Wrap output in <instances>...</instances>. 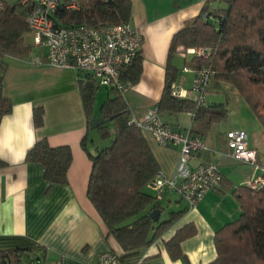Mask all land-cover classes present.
Masks as SVG:
<instances>
[{"label":"crops","instance_id":"crops-1","mask_svg":"<svg viewBox=\"0 0 264 264\" xmlns=\"http://www.w3.org/2000/svg\"><path fill=\"white\" fill-rule=\"evenodd\" d=\"M131 1L130 22L143 34L139 48L142 71L138 81L127 86L123 97L131 114L141 117L160 99L173 34L200 11L204 0ZM213 4L211 8L216 7ZM181 52L172 57L175 65L179 58L185 59ZM6 60L3 94L11 100L12 111L0 121V249L40 248L33 257L22 256L25 264H97L101 252L112 250L122 254V248L108 234L86 195L91 161L81 140L86 135L87 148L95 152L100 147L96 140L100 136L98 131L92 136V130H88L80 95V73L72 66L46 63L41 48L38 52L32 50L25 59L9 56ZM192 78L191 71L181 70L175 82L189 89ZM102 87L108 96L109 87L106 86L97 87V93ZM100 104L96 108L95 100V114H98ZM36 106L44 110L40 127L33 123V108ZM160 116L172 128L199 131L196 135L202 138L205 148L193 155L191 166L213 162L234 187L245 184L254 172L259 173L250 163L222 154L226 150L225 132L243 129L248 135V145L256 150L259 161H262L264 146L251 139L248 128L240 125L219 128L214 123L200 135L202 129L193 123L187 111L164 112ZM141 131L156 158L159 172L172 176L180 146L160 145L148 130ZM41 138H46L51 146L70 147L72 160L67 183L48 182L41 164L26 161L27 150ZM222 187L208 191L188 208L177 193L167 191L161 200L160 219L167 218L170 211L186 209L159 238L140 250V257L133 264H207L212 261L216 256L215 231L236 219L241 211L232 189L222 190ZM189 222L196 226V233L181 242L183 257L171 259L164 241Z\"/></svg>","mask_w":264,"mask_h":264},{"label":"trees","instance_id":"trees-1","mask_svg":"<svg viewBox=\"0 0 264 264\" xmlns=\"http://www.w3.org/2000/svg\"><path fill=\"white\" fill-rule=\"evenodd\" d=\"M71 1H75L78 8L59 6L53 16L55 23L97 27L128 22L131 18V0H64ZM215 2L216 7L211 8ZM31 8V4L21 3V0L13 3L0 0V121L12 111L11 100L3 94L6 59L9 56L25 59L33 50L32 45L24 42L25 35L30 32L27 17ZM198 46L211 47V57L193 55L184 59V65L196 69L208 66L214 72L213 81L233 86L259 119L264 132V0H204L200 11L172 36L163 89L156 106L160 114L192 110L193 123L202 129V135L226 116L223 103L196 107L191 100L170 94V85L179 74L172 57ZM141 71L142 55L138 50L133 62L122 70L121 79L127 85L134 84ZM79 85L88 130L93 117L111 118L94 129L101 139L111 138L109 144L91 152L87 148V136L81 140L91 161L86 195L108 234L122 248L121 263L133 264L140 257V250L159 238L186 208L170 211L165 219H151L150 211L162 208L161 200L155 198L149 186L159 166L141 129L130 121L132 114L123 94L116 88H109L108 96L95 114L98 87L95 80L88 75L80 76ZM43 113L41 106L33 108L36 127L43 124ZM190 130L192 134L199 132L195 128ZM25 159L41 164L48 182L67 183L72 160L69 146H51L46 138H41L27 150ZM259 162L264 166V158ZM220 185L222 190L232 189L241 211L236 219L215 231L216 256L207 264H264V186L252 187L245 183L234 187L224 177ZM195 233L196 226L192 222L176 229L164 241L169 257H183L180 244ZM38 250L40 248L0 249V264H23L22 256L33 257Z\"/></svg>","mask_w":264,"mask_h":264},{"label":"built area","instance_id":"built-area-1","mask_svg":"<svg viewBox=\"0 0 264 264\" xmlns=\"http://www.w3.org/2000/svg\"><path fill=\"white\" fill-rule=\"evenodd\" d=\"M31 4L27 24L33 44L44 50L45 62L54 66H72L80 76L88 75L97 86L113 87L122 94L127 84L121 79L122 70L133 62L139 50L143 34L141 29L130 21L119 24L62 25L54 22L57 8H78L75 1L64 0H21ZM182 57L201 56L210 58L212 48L198 46L181 52ZM183 72L191 71L193 78L189 89L181 87L175 81L170 85V94L194 102L196 107L206 106V96L213 81V70L208 67H182ZM191 116L193 111H187ZM132 123L140 129L148 130L154 139L163 146H180V154L175 172L165 176L158 172L149 186L157 200H162L167 191L177 193L188 207H193L208 191L220 186L223 178L218 166L213 163L189 164L195 153L205 148L202 138L192 134L190 128H172L166 124L158 111L152 106L141 116H131ZM225 157L250 163L258 174L246 181L252 187L264 186V166L257 158V152L248 145V135L243 129H229L225 132ZM36 264V263H31ZM97 264H122L119 254L106 250L98 256Z\"/></svg>","mask_w":264,"mask_h":264},{"label":"rangeland","instance_id":"rangeland-1","mask_svg":"<svg viewBox=\"0 0 264 264\" xmlns=\"http://www.w3.org/2000/svg\"><path fill=\"white\" fill-rule=\"evenodd\" d=\"M8 3H13L12 1L15 0H7ZM213 5H217L215 2ZM24 42L26 44L32 45L34 52H38L39 48L33 44L32 35L28 32L25 35ZM189 56L188 58H190ZM177 65L179 67V72H181L182 67L184 65L183 60L179 58L177 60ZM222 83L221 86L218 84ZM209 94L206 96V102L208 103H223L226 108V116L221 121L217 122V127L222 128L225 126H229L231 128L235 126H243L249 129L251 139L258 140L264 146V132L261 131V123L259 119H257L256 115L251 111L247 102L244 98L240 95V93L231 85L224 83V82H215L212 81V84L209 89ZM107 94L105 92V88L102 87L99 92L97 93L96 97V108L98 105L104 101ZM216 127V128H217ZM215 126L213 127V129ZM92 136L96 134V130L91 131ZM96 136V135H95ZM97 143L100 146H104L110 143L111 138L105 137L101 139H96ZM190 164V162H189ZM22 263L25 264L26 260L22 259Z\"/></svg>","mask_w":264,"mask_h":264},{"label":"water","instance_id":"water-1","mask_svg":"<svg viewBox=\"0 0 264 264\" xmlns=\"http://www.w3.org/2000/svg\"><path fill=\"white\" fill-rule=\"evenodd\" d=\"M111 120L110 117L105 118L103 116H95L89 121V129L93 130L95 129L98 125L107 123ZM160 215V209L156 208L150 211V217L153 221H157Z\"/></svg>","mask_w":264,"mask_h":264}]
</instances>
